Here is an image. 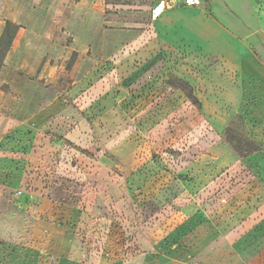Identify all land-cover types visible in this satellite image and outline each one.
Wrapping results in <instances>:
<instances>
[{"label": "rangeland", "instance_id": "1", "mask_svg": "<svg viewBox=\"0 0 264 264\" xmlns=\"http://www.w3.org/2000/svg\"><path fill=\"white\" fill-rule=\"evenodd\" d=\"M158 1L0 0V264H264V0Z\"/></svg>", "mask_w": 264, "mask_h": 264}, {"label": "crops", "instance_id": "2", "mask_svg": "<svg viewBox=\"0 0 264 264\" xmlns=\"http://www.w3.org/2000/svg\"><path fill=\"white\" fill-rule=\"evenodd\" d=\"M204 1L205 0H201L200 6H190V7L199 8V7L203 6ZM220 1H222V0H210V3L213 4V6L217 12L220 9ZM229 1H230L232 9L235 11L237 16L233 15V14H230L229 16H227L224 14V17L227 18L229 21L236 23V25L239 28H241V27H243V22L244 21L248 22V20H249L248 15L251 14L252 0H229Z\"/></svg>", "mask_w": 264, "mask_h": 264}, {"label": "built area", "instance_id": "3", "mask_svg": "<svg viewBox=\"0 0 264 264\" xmlns=\"http://www.w3.org/2000/svg\"><path fill=\"white\" fill-rule=\"evenodd\" d=\"M201 0H160L152 9V19L157 20L167 10L178 6H200Z\"/></svg>", "mask_w": 264, "mask_h": 264}, {"label": "trees", "instance_id": "4", "mask_svg": "<svg viewBox=\"0 0 264 264\" xmlns=\"http://www.w3.org/2000/svg\"><path fill=\"white\" fill-rule=\"evenodd\" d=\"M11 26V23H7L6 25V29L4 31V34L1 37V41H0V71L4 66V57L6 55V53L8 52V50L11 47L12 41H13V37L12 36H8V30ZM2 240L0 239V247L2 245Z\"/></svg>", "mask_w": 264, "mask_h": 264}]
</instances>
